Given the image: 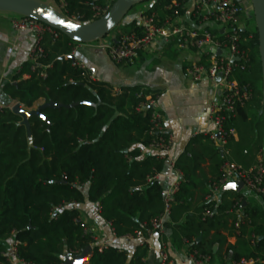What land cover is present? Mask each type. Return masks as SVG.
I'll return each instance as SVG.
<instances>
[{"label": "trees", "instance_id": "1", "mask_svg": "<svg viewBox=\"0 0 264 264\" xmlns=\"http://www.w3.org/2000/svg\"><path fill=\"white\" fill-rule=\"evenodd\" d=\"M154 1L145 14L156 15L160 24L174 18V3L181 16L191 4V0ZM105 2L65 0L63 13L89 24L94 8ZM114 32L118 37L140 35L139 20L119 25ZM239 34L244 58L234 67L231 79L240 94L250 97L236 101L232 112L220 115L222 148L211 134H201L174 163L181 178L165 222L175 242L186 245L190 255L210 257V264L249 260L264 264V208L252 206L242 193L220 185L226 162L249 170L257 165L259 155L264 157L258 33L247 27ZM40 45L43 53L36 71L31 70V62L24 63L1 85L0 101L30 111L46 103L64 107L43 110L47 121L30 118L32 147L22 118L9 109L0 113V264H63L60 257L80 254L95 244L76 205L97 206L116 238L126 240L136 239L139 232L148 238L152 221L166 211L162 175L167 157L143 155L159 137L169 138L167 133L151 134L152 109L143 108L148 97L159 95L143 87L118 93L106 83L90 80L88 72L70 59L76 43L62 34L57 40L48 36ZM173 46L176 39L168 48ZM201 61L207 63L205 57ZM44 67H50L46 79L39 77ZM206 162L210 177L202 169ZM220 190L217 200L214 195ZM232 236L237 239L234 245L229 243ZM9 241L14 247L12 257ZM148 247L142 243L130 256L114 246H95L88 264H146Z\"/></svg>", "mask_w": 264, "mask_h": 264}, {"label": "crops", "instance_id": "2", "mask_svg": "<svg viewBox=\"0 0 264 264\" xmlns=\"http://www.w3.org/2000/svg\"><path fill=\"white\" fill-rule=\"evenodd\" d=\"M49 1L57 7L58 3L55 0ZM192 10L193 2L191 1L183 16V23L187 27L193 30L208 29L216 36L223 33V29L214 23L198 25L193 19ZM12 17L11 15L0 16V87L29 61L28 56L34 44V38L31 35L17 34L12 30ZM240 23L242 28H247L243 18ZM116 38L118 34L114 32L111 36V44L115 43ZM168 45L169 43L164 40H159L152 49L141 51L135 59L123 64L112 62L108 54L99 46L76 44L73 51L75 61L83 64L89 75L96 78L98 82L108 84L114 91L123 93L129 88L143 87L159 95L157 109L163 116L164 130L173 140L170 150L164 153L167 157V168L162 175V180L166 190L171 187L177 176L173 168L174 163L185 152L189 142L198 135H213L216 132L209 118V109L215 94L213 84L208 80L193 82L186 75L189 65L199 62L202 56L192 51H181L177 46L168 48ZM216 145L223 147L222 141L216 142ZM153 154L156 152L143 150L144 156ZM202 169L204 174L210 177L209 162L204 163ZM221 194V190L216 192L214 198L219 200ZM246 200L250 203L248 199ZM75 207L80 210L82 221L95 239L93 246H114L133 256L142 245L143 241L139 239L116 238L110 225L100 216L97 206L87 203ZM236 241L237 239L233 236L229 238V243L232 245ZM8 244L12 257L13 243L9 241ZM147 244L149 247L146 264H164L161 258L164 247L173 264H194L190 260L188 247L175 242L171 230L165 229L162 235H152L148 238ZM14 263L23 264L20 261Z\"/></svg>", "mask_w": 264, "mask_h": 264}, {"label": "built area", "instance_id": "3", "mask_svg": "<svg viewBox=\"0 0 264 264\" xmlns=\"http://www.w3.org/2000/svg\"><path fill=\"white\" fill-rule=\"evenodd\" d=\"M112 0H106L102 7L94 8V14L92 16L93 22L103 17L111 8L110 3ZM194 3L192 10L193 19L198 25L214 23L223 29V33L220 36L214 35L207 29L193 30L187 27L183 23V16L179 14L178 5L174 3L176 8L174 11V18L167 19L163 24H160L156 15H146V11L139 17V25L141 27V34L123 35L116 38L114 44L102 43L99 45L101 50H104L112 62L121 64L127 61L135 59L141 51L152 49L159 40H164L166 43H171L173 40H177V48L181 51H192L200 54L206 58L207 63L199 62L189 65L186 69V75L193 82H202L205 80L210 81L214 86V101L210 105L209 118L211 123L215 127V134L212 135V139L216 142L222 141V113H230L233 111L236 101H242L250 97L249 93L240 94L238 85L233 81L232 73L236 62H233L235 58L243 60L244 54L239 49L240 30L245 28L241 27L242 14L253 15V8L249 6H241L234 0H191ZM155 4L153 0L151 5ZM65 0H59L56 9L62 13L65 11ZM64 14V13H63ZM65 15V14H64ZM66 16V15H65ZM68 18V17H67ZM74 23L81 24L77 21L76 17L68 18ZM12 30L17 34H27L34 38L33 47L29 53L28 60L32 63L31 70L36 71L37 59L43 53L41 42L46 37H52L53 39H59L60 33L51 28L50 26L41 24L35 20L24 18L15 15L11 19ZM217 51H222L221 55L217 54ZM74 55V54H73ZM239 61V62H240ZM75 66L82 71H86V67L81 63H76ZM50 67H44L39 77L42 79L47 78V69ZM88 74V73H87ZM90 80L97 81L96 78L89 75ZM158 97H148L147 103L143 108L152 109V128L151 134H166L163 127V116L157 109ZM16 103L5 104L0 101V113L9 109L13 112ZM226 135V134H224ZM223 145L225 144L222 141ZM173 140L169 136L166 140L163 137H159L154 141L147 150L156 153H166L172 147ZM222 180L220 181L221 188H226L229 183H238L242 181L244 187L260 195L264 198V157L258 156V163L249 170H243L241 167L226 162L222 168ZM176 178L171 187L166 192L165 214L152 221L149 229V237L154 234L162 235L165 232V222L170 214L171 203L174 200V196L178 191L181 175L176 172ZM218 192V191H217ZM239 229V224H237ZM148 237V238H149ZM148 238L144 237L142 232L137 234V238L142 240L143 243H147ZM132 239V238H128ZM133 240V239H132ZM94 245V244H93ZM91 245L93 248L95 246ZM109 245L100 246L108 247ZM161 258L164 264H173L165 247L161 252ZM63 261L64 257H60ZM190 260L194 264H210V257L204 255H198L197 253L190 255ZM256 261H242L239 264H255Z\"/></svg>", "mask_w": 264, "mask_h": 264}, {"label": "water", "instance_id": "4", "mask_svg": "<svg viewBox=\"0 0 264 264\" xmlns=\"http://www.w3.org/2000/svg\"><path fill=\"white\" fill-rule=\"evenodd\" d=\"M147 1L150 0H116L110 10L103 17L89 24L74 23L53 5L41 0H0V13H9L35 20L41 24L50 26L76 44H89L104 39L122 24L125 17L134 7ZM250 2L253 8V18L256 21L258 33L262 65V97L264 109V0H250ZM217 54L221 55L222 51H217ZM70 59L75 60L74 56H71ZM239 61L240 59L238 58L233 60V62L236 63ZM63 107L64 106L62 105L54 103L42 104L32 111L27 110L18 104L14 107L13 112L22 118V126L26 128L31 147L34 143L31 133L30 118L38 117L43 121H47L42 115L43 110L48 108L61 109ZM231 185H234V187ZM243 189H245V187L242 181L238 183H229L225 188L227 191H234L236 193H242ZM245 206L246 202L243 203V207ZM200 241L201 237L197 242ZM93 251L94 248L89 245L80 254H66L63 259V264H88L92 258Z\"/></svg>", "mask_w": 264, "mask_h": 264}, {"label": "rangeland", "instance_id": "5", "mask_svg": "<svg viewBox=\"0 0 264 264\" xmlns=\"http://www.w3.org/2000/svg\"><path fill=\"white\" fill-rule=\"evenodd\" d=\"M45 3H50L49 0H41ZM235 2L239 3L242 7L243 6H249L250 5V0H234ZM151 1H147L145 3H142L136 7H134L129 13L128 15L125 17L124 21L122 22V26L124 25H127L131 22H133L134 20H139V17L142 13H144L147 9L148 6L151 5L150 3ZM52 5V3H50ZM15 16V15H12V14H9V13H0V16ZM249 15L246 14V13H243L242 14V18L244 20V23L246 24V26L248 27V29L251 31V32H256L257 28H256V21L254 18L250 19L248 17ZM253 17V15H252ZM114 33H110L108 36H106L104 39L100 40V41H95V42H92V43H89V44H84V45H90L92 47H96V46H99L101 45L102 43H105V44H111L112 41H111V36L113 35ZM94 49H97V48H94ZM104 51V50H102ZM105 52V51H104ZM242 194L244 195V197L246 199H248L250 201V204L253 206L254 204H257L259 207L263 206L264 207V200L263 198L254 193V192H251L250 190H248L247 188L243 189L242 191ZM254 202V204H253ZM16 264V263H14Z\"/></svg>", "mask_w": 264, "mask_h": 264}, {"label": "snow or ice", "instance_id": "6", "mask_svg": "<svg viewBox=\"0 0 264 264\" xmlns=\"http://www.w3.org/2000/svg\"><path fill=\"white\" fill-rule=\"evenodd\" d=\"M232 187H234V185H231Z\"/></svg>", "mask_w": 264, "mask_h": 264}]
</instances>
